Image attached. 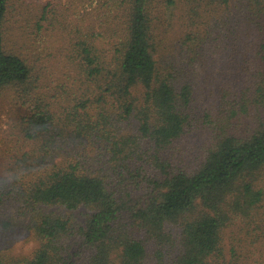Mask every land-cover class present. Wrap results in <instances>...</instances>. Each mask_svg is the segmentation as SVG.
Returning <instances> with one entry per match:
<instances>
[{
  "label": "trees",
  "instance_id": "1",
  "mask_svg": "<svg viewBox=\"0 0 264 264\" xmlns=\"http://www.w3.org/2000/svg\"><path fill=\"white\" fill-rule=\"evenodd\" d=\"M151 1L109 0L101 30L55 18L48 40L38 19L41 51L68 39L44 83L0 0V95L26 107L0 225L37 241L0 264H264V0H166L182 14L162 56Z\"/></svg>",
  "mask_w": 264,
  "mask_h": 264
},
{
  "label": "rangeland",
  "instance_id": "2",
  "mask_svg": "<svg viewBox=\"0 0 264 264\" xmlns=\"http://www.w3.org/2000/svg\"><path fill=\"white\" fill-rule=\"evenodd\" d=\"M108 1L109 0H12L11 5L13 7H11V13H9V21L14 31L13 38L21 39V36L25 37V40L21 39L20 43L22 40H24L25 43L27 42L24 51L30 48L29 52L31 54L27 57L29 63L33 67L32 72H34V74H40L43 77L44 83L48 80L55 81L61 76L63 51L60 50V48L65 47L68 39L66 41L60 40L57 44L54 43V49L41 51L39 48L40 44H31L28 38L29 36L31 40L33 39L36 27L35 22L40 19L42 25V29H40V39L44 37L45 40H48L46 36L47 31L50 29L53 31L54 29H62L65 26V24L61 25L54 21L55 18L62 19L63 23H65L64 20L67 19V28L69 30L74 29V25H71L73 24L72 20L74 16H77L79 19L83 18L84 24L96 20L95 27L101 30L99 26L106 24L108 18H112L115 15L120 16V9L109 11L111 9L109 8L106 12L108 13L106 15L107 17H104V14H106L104 13V9ZM180 3L175 7L171 6L167 8L166 0H153L149 5L148 12L151 33L160 46L158 54L161 56L164 53H168V50L176 42L177 33L180 28L179 17L182 14V12H180L182 10L179 7ZM170 9L172 13H169ZM43 13H45V17L42 18ZM62 38L63 37H60V39ZM25 43H21V45ZM32 51H35V53ZM57 91L60 92L58 89ZM21 93L18 87H15L9 89L3 95H0V175L5 174V177L9 172L8 168L11 157L16 153L19 155L21 152H19L18 146L20 144L19 138L22 134L20 132V116L26 111ZM11 207L12 205L9 201L5 200L0 209L2 210L1 212L10 213ZM48 210H54L66 215L71 214L76 220L80 219L83 221L85 220L84 213L87 212L84 208L66 210L58 207H49ZM26 225V220L20 221L15 227L10 228L0 225V253L20 258L32 255L33 250L37 246V241L33 235L29 233Z\"/></svg>",
  "mask_w": 264,
  "mask_h": 264
}]
</instances>
